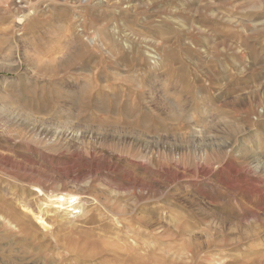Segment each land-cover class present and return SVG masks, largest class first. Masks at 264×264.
Wrapping results in <instances>:
<instances>
[{"label":"rangeland","instance_id":"rangeland-1","mask_svg":"<svg viewBox=\"0 0 264 264\" xmlns=\"http://www.w3.org/2000/svg\"><path fill=\"white\" fill-rule=\"evenodd\" d=\"M133 253L264 264V0H0V264Z\"/></svg>","mask_w":264,"mask_h":264},{"label":"bare ground","instance_id":"bare-ground-1","mask_svg":"<svg viewBox=\"0 0 264 264\" xmlns=\"http://www.w3.org/2000/svg\"><path fill=\"white\" fill-rule=\"evenodd\" d=\"M174 110H172V112H173ZM174 113V116H175V118H176V114H175V111L173 112ZM173 116V115H172ZM31 119H32V117H31ZM33 120V119H32ZM35 120V119H34ZM41 121V120H40ZM39 121V122H40ZM35 122H36V120H35ZM39 122H36V123H38L39 124ZM41 125V124H40ZM43 125V124H42ZM43 127V126H42ZM41 131V130H40ZM195 131V130H194ZM197 132V131H196ZM197 135V134H196ZM154 154V153H153ZM159 155V154H158ZM158 155L156 154V156H152V157H149V156H145V157H142V163H140L141 164V168H143L146 172H150V169H152L153 170V168L157 171L156 172V174H158L159 173V171H160V168H161V165H160V161L158 160ZM152 170H151V172H152ZM154 170V171H155ZM154 175V174H153ZM153 177V176H152ZM145 181H143V179H142V181L140 180V181H138V183H139V186L142 188V190H141V193H144V190L145 191H147V189H146V186H147V184H145L144 183ZM156 183V182H155ZM158 185V184H157ZM151 189H153L152 190V193L153 194H155V192H157L158 191V189L155 187V186H151ZM119 193V192H118ZM116 194V197H115V199H114V202L115 203H119V197H118V195L119 194ZM161 194V193H160ZM154 197H156L155 195H153ZM152 196V197H153ZM61 204H62V206H61V208L62 207H64V205L66 206V205H68V204H70L71 202H73V201H76V199L73 197V196H66V195H64V194H61ZM107 200H108V198H107ZM110 201H113V200H109V202ZM75 205V204H74ZM70 206V205H69ZM128 207V206H127ZM257 214V213H256ZM224 218V217H223ZM225 219H227V218H224L223 220H225ZM220 220V219H219ZM141 221L143 222V223H146V220H145V218H141ZM228 221V220H227ZM226 221V222H227ZM160 223V222H159ZM158 223V224H159ZM224 223H225V221H224ZM223 223V224H224ZM155 224V223H154ZM228 224V223H227ZM232 224V223H231ZM235 224V223H234ZM242 225V224H241ZM155 226V225H154ZM157 226V225H156ZM238 226H240V224L238 225ZM242 227V226H241ZM243 228H244V226H243ZM191 230V229H190ZM193 231V230H192ZM191 231V232H192ZM248 231H250V230H248ZM205 234V233H204ZM189 236V235H188ZM253 237H257V235H256V232L254 233V232H251V234H247L246 235V237H245V239H248V238H253ZM193 240V239H192ZM211 240V239H210ZM224 240V239H223ZM198 241V240H197ZM212 243V240H211V242L210 243H208V244H211ZM213 243H214V241H213ZM226 243V242H225ZM237 243V242H236ZM207 244V245H208ZM188 247H187V249H189V250H193V251H195V252H198V251H200V250H203L204 249V247H205V243H203V242H187V244H186ZM155 248H156V246H155ZM249 250H251V248H249ZM150 251V250H149ZM158 251V250H157ZM178 251H179V248H178ZM185 251V250H184ZM252 252V251H251ZM247 256V255H246ZM151 257H152V255H151ZM249 257V256H248ZM128 258H129V260H131L132 262L130 263V264H146L147 263V261H149L148 259H146V257L145 256H142V254L141 255H137L136 253H133V255H131V256H128ZM188 258V257H187ZM152 261H153V264H160V258L158 257V256H156V254L153 256V258H152ZM130 262V261H129Z\"/></svg>","mask_w":264,"mask_h":264}]
</instances>
